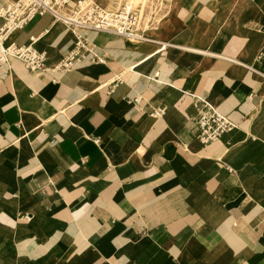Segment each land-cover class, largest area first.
I'll return each mask as SVG.
<instances>
[{"label":"crops","instance_id":"crops-1","mask_svg":"<svg viewBox=\"0 0 264 264\" xmlns=\"http://www.w3.org/2000/svg\"><path fill=\"white\" fill-rule=\"evenodd\" d=\"M167 1L65 73L62 22L12 37L48 59L0 69V264H264V0ZM197 98L237 128L203 145Z\"/></svg>","mask_w":264,"mask_h":264},{"label":"built area","instance_id":"built-area-1","mask_svg":"<svg viewBox=\"0 0 264 264\" xmlns=\"http://www.w3.org/2000/svg\"><path fill=\"white\" fill-rule=\"evenodd\" d=\"M67 10L68 15L62 11ZM51 15L54 19L62 16L69 29L73 30L75 42L73 49L64 56L53 68L58 72H69L77 63L92 55L91 60L103 62V58L93 52L89 40L79 33V30L103 31L121 37L138 36V15L133 14L127 6L108 11L95 0H16L0 8V69L10 66L12 62H20L25 68L43 72L46 70L47 52L39 50L35 44L37 39H32L29 44L19 46L12 37L23 30V28L37 16ZM165 48V46H163ZM257 59H264V51L260 52ZM252 69L251 66H247ZM141 97L133 100L135 105L141 103ZM197 114L192 121L198 128V140L203 145L219 142L226 134L237 128L229 117L221 114L217 109L202 98L195 101ZM166 109L156 107L150 111V116L160 119L164 116ZM99 144V139H94ZM232 172V168L228 167Z\"/></svg>","mask_w":264,"mask_h":264},{"label":"bare ground","instance_id":"bare-ground-1","mask_svg":"<svg viewBox=\"0 0 264 264\" xmlns=\"http://www.w3.org/2000/svg\"><path fill=\"white\" fill-rule=\"evenodd\" d=\"M14 1H16V0H14ZM9 3H12V2H9ZM141 4V8L144 10V7H145V2H144V0H128V1H125V2H123V3H121V4H119L118 6H116V7H114V8H106V7H104L105 9H107L108 11H116V10H119V9H121V8H123V7H125V6H127L128 8H129V10H132V12H133V14H137L138 15V24H137V35L138 36H141V33H140V25H141V20H142V18H143V10L141 9V10H136L135 8H136V6L137 5H140ZM108 5L110 6V2L108 3ZM68 13L69 12H67V10H63L62 11V14L63 15H68ZM55 21H59V22H62L63 23V25L67 28V29H69V27H68V25H67V23L65 22V19L62 17V16H58L56 19H54ZM72 32H73V30L72 29H70ZM140 38H142V37H140Z\"/></svg>","mask_w":264,"mask_h":264},{"label":"rangeland","instance_id":"rangeland-1","mask_svg":"<svg viewBox=\"0 0 264 264\" xmlns=\"http://www.w3.org/2000/svg\"><path fill=\"white\" fill-rule=\"evenodd\" d=\"M97 1H99L100 3H102L106 8H108L107 3H106V0H97ZM149 1L150 0H144V2H146V3H148ZM155 1L156 0H153L152 3L150 2L151 4H149V6L147 4V6L145 7V9L146 10H149V13H151L152 16H153V21L156 22L157 19H161L166 14L167 8L169 6V2L167 0L166 1H163V3H159V1H157V2H155ZM156 3H157V5H156ZM136 8L138 10H141L142 9L141 8V4L140 5H137ZM150 8H151V10H150ZM143 12H144V10H143ZM149 19H150V17H149ZM148 31H150V30H146V31L145 30H142L141 31V34L146 33Z\"/></svg>","mask_w":264,"mask_h":264}]
</instances>
